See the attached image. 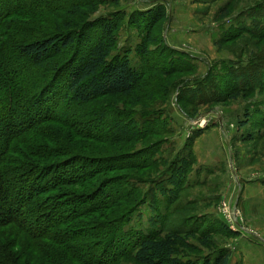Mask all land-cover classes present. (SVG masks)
<instances>
[{"label":"trees","instance_id":"obj_1","mask_svg":"<svg viewBox=\"0 0 264 264\" xmlns=\"http://www.w3.org/2000/svg\"><path fill=\"white\" fill-rule=\"evenodd\" d=\"M120 1L0 0V264H230V249L217 248L213 236L226 242L238 234L190 213L194 203L183 205L201 131L171 163L163 156L171 132L155 107L176 82L160 85L161 78H145L150 66L134 70L127 55L114 56L123 14L91 20L100 6ZM254 11L251 27H232L216 43L240 40L234 65L177 84L188 117L197 106L264 92V4ZM227 15L226 7L218 18ZM167 21L164 5L131 14V27L143 35L141 58L157 45L158 54L189 57L159 38ZM162 64V77L194 70L175 60ZM145 141L144 149L127 152ZM119 145L128 146L122 154ZM147 203L148 231L124 232ZM192 239L213 251L197 256ZM180 248L194 256L181 257Z\"/></svg>","mask_w":264,"mask_h":264},{"label":"rangeland","instance_id":"obj_2","mask_svg":"<svg viewBox=\"0 0 264 264\" xmlns=\"http://www.w3.org/2000/svg\"><path fill=\"white\" fill-rule=\"evenodd\" d=\"M259 4H264V0H121L117 6H100L91 16V20L109 19L116 13L123 14L114 56L117 53L127 55L134 70H140L145 64L150 66V73L147 72L145 78H161L160 85L165 80L171 84L176 82L169 89L168 101L162 105L157 102L155 108L162 112V118L167 120V129L171 132L168 142L162 148L165 152L163 156L167 154L166 158L170 159V163L177 158L188 138L201 131L192 145L196 163L187 182L188 189L182 196L183 205L194 203L195 212L190 213L208 217L212 219L211 222L225 223L232 233L238 234L244 240V247L248 249L244 258H248L249 254L258 264H264V92H256L252 96H246L247 98L224 104L197 106V114L188 117L179 107L176 87L183 80L190 82L195 78H203L210 67L213 75H217L223 74L224 67L234 65L242 49L240 40L221 47L216 43L232 27H251L254 9ZM159 5H164L168 13V21L159 38L162 36L167 43L168 34H172L170 31L174 32L173 28H185L187 33L181 36L180 43L167 44L189 57L179 59L169 51L158 54L163 48L162 45L148 47V52L152 54L150 57L141 58V54L137 53V48L143 42V35L131 27V14ZM226 7L227 17L219 19V11ZM156 36L158 37L157 33ZM170 60H175L176 65H188L194 70L185 78L162 77L161 64H168ZM154 84L155 90H158V84ZM143 86L148 89L149 83L146 82ZM152 90V87L148 89ZM119 108L123 110L122 106ZM83 112L84 109L78 110L79 115ZM84 119L85 122L91 120L88 116ZM84 127L88 130L94 128L86 125ZM97 129L103 130V126L98 125ZM147 145V142L131 144L127 152H139ZM122 147L128 146L119 145L118 148ZM118 152L122 154L123 150ZM166 169L160 168L159 172L163 173ZM153 171L155 172L154 169H149L146 172ZM203 175L204 180L201 182ZM160 177L161 175L157 178ZM140 187L145 192L149 190L148 186ZM150 217L147 203L130 217L123 231L130 229L137 233L147 232ZM238 237L225 242L213 236L217 248L231 245V250L236 248L237 243L233 244V241ZM196 239L189 240V244L199 250L197 256H206L213 251L214 248L211 250L201 247ZM180 256L191 258L194 255L189 250L180 248ZM118 264L136 263L130 258H124Z\"/></svg>","mask_w":264,"mask_h":264},{"label":"crops","instance_id":"obj_3","mask_svg":"<svg viewBox=\"0 0 264 264\" xmlns=\"http://www.w3.org/2000/svg\"><path fill=\"white\" fill-rule=\"evenodd\" d=\"M174 32L173 31H170V33L172 32V34H168V39H169V42H167L168 44H172V45H176L178 43H180L183 34L184 33H187V31L184 29H180V28H173ZM176 31V32H175ZM176 33L178 35H176ZM179 36V37H178ZM204 180V175L200 178V181L202 182ZM244 240H241V237H238L236 239H234L233 241V244L237 243L236 245V248L234 250H231V245L230 246H226L227 248L230 249L231 251V259H230V264H258L257 261H254L252 256H249V254H247L248 258H244L245 255H246V251H248V249H246L244 247V243H243ZM254 247V246H252ZM262 251V250H261Z\"/></svg>","mask_w":264,"mask_h":264}]
</instances>
